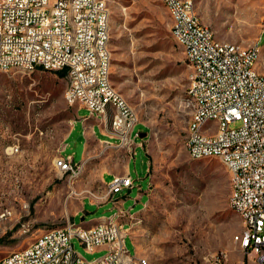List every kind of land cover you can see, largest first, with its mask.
Returning <instances> with one entry per match:
<instances>
[{
  "label": "rangeland",
  "instance_id": "obj_1",
  "mask_svg": "<svg viewBox=\"0 0 264 264\" xmlns=\"http://www.w3.org/2000/svg\"><path fill=\"white\" fill-rule=\"evenodd\" d=\"M203 23L221 43L261 47L258 69L264 72V2L262 0H193ZM111 11L112 85L137 112V131L151 163V193L125 209L138 214L126 245L149 264H209L220 251L229 262L242 258L235 236L244 227L230 206L229 168L218 158L193 159L184 146L190 112L184 105L191 69L184 48L172 33V19L162 0H107ZM68 79L42 69L0 71V258L26 247L44 230L68 221L84 227L117 212L111 201L86 206L93 194L110 198L102 167L93 151L82 172L70 181L55 167L75 116L66 100ZM90 113L78 110L80 116ZM78 127L80 123H77ZM140 139V135L138 137ZM67 152L81 151L78 132L71 133ZM16 151V152H15ZM64 156L68 153H62ZM79 157V156H78ZM77 157V158H78ZM133 165L136 186L148 189L146 155L137 150ZM147 163V162H146ZM123 194L118 195L122 197ZM126 195V192L125 194ZM70 219V220H69ZM30 226L31 230L24 232ZM76 252L94 260L106 251H87L78 238Z\"/></svg>",
  "mask_w": 264,
  "mask_h": 264
},
{
  "label": "built area",
  "instance_id": "obj_2",
  "mask_svg": "<svg viewBox=\"0 0 264 264\" xmlns=\"http://www.w3.org/2000/svg\"><path fill=\"white\" fill-rule=\"evenodd\" d=\"M172 19V33L184 48L191 69L187 92L196 96L190 112L184 146L191 158H218L230 171L232 207L246 210L250 230L243 233L244 246L238 264H264V72L258 69L261 47L238 48L220 46L211 27L203 23L193 0H162ZM264 2V0H262ZM107 0H0V70L42 69L65 72L72 104L76 97L92 102V115L103 118L101 95L120 99L121 112L114 113L111 132L118 146L136 154L135 133L139 116L128 109V100L119 91L110 90L112 63L110 21H105ZM72 10V17H65ZM32 18V25H25ZM37 25H44L48 37L37 35ZM53 30H65L64 39L53 38ZM109 36L106 49H98V40ZM110 110V109H109ZM59 156H63L60 152ZM55 167L70 181L74 169L84 165L64 156ZM110 200L117 212L110 217L111 226L96 224L91 232L81 226L44 230L26 247L0 258V264H65L67 255L76 252L73 240L78 238L87 251L103 248L105 254L87 264H148V258L131 254L126 238L131 232L120 224L125 214L116 195L134 186L129 175H115L110 183ZM70 220V219H69ZM31 227L25 228V233ZM98 236L97 248H87L86 238ZM43 242H51V250L43 251ZM124 246L122 256H113V248ZM229 252H218L209 264H228Z\"/></svg>",
  "mask_w": 264,
  "mask_h": 264
},
{
  "label": "crops",
  "instance_id": "obj_3",
  "mask_svg": "<svg viewBox=\"0 0 264 264\" xmlns=\"http://www.w3.org/2000/svg\"><path fill=\"white\" fill-rule=\"evenodd\" d=\"M75 118L72 122V127L68 133V135L65 138L63 147L61 148V154L62 153H68L66 156L72 157V159L80 163L85 160L86 154L89 151H93L94 157H99L100 160V166L102 167V179L101 183L103 186L108 187L109 192V183L112 180V178L115 175H129L134 180V186L132 188H126L124 189L120 194H123L122 197H118V195L115 196V198H118L120 201V205L125 211V214L120 215V224H124V227L129 229L131 234L133 232V229L135 228V225L137 223L138 214L145 210L147 208V204L149 202L150 193H151V163L150 158L148 156V151L145 149L143 145V137H144V131H137V125H141L145 127L143 123H138L135 127V133H140V139H136V154L137 150L142 149L143 153L146 155V159H143V163L148 164V168L146 170L147 177L149 178V184L148 189L145 191L142 186H136V183L138 182L137 179H135L134 176V170L137 173V166L133 165V160L135 159V155H131L128 153V151L125 148H122L118 146V139L112 134L111 132V121L113 117L114 108L110 107L107 115H104L103 118L99 116L92 115L91 113H87L86 115L80 116L78 114V110L81 108H85L84 106L80 104H75ZM87 109V108H86ZM77 123H80L81 127L77 126ZM78 132L79 134V143L81 145V151L80 154L76 152H67L68 151V145L66 144L69 136L71 133ZM16 152V151H15ZM63 155V154H62ZM79 156V157H78ZM64 157V155H63ZM78 157V158H77ZM147 162V163H146ZM137 190V195L135 198V201L138 202L144 194L148 196V202L144 204L143 209L135 214H132L130 209H125L124 203L125 199H129L130 196L133 194V192ZM126 192V195H124ZM110 195V194H109ZM93 196L96 197V199H92L90 196H86L83 203V208L78 212L77 216L81 215L83 212L84 214H88L89 211L86 209V206L89 205L90 207H97L100 208L102 206L107 205L111 202L109 198H107L104 203H100L102 201V197H99L97 194H93ZM114 206V204H113ZM115 208V206H114ZM113 216V215H112ZM111 216V217H112ZM109 218L102 217L91 223L87 227H92L96 224L100 223H107L109 221ZM132 237V235H130ZM133 239V237H132ZM103 250V248H100Z\"/></svg>",
  "mask_w": 264,
  "mask_h": 264
},
{
  "label": "bare ground",
  "instance_id": "obj_4",
  "mask_svg": "<svg viewBox=\"0 0 264 264\" xmlns=\"http://www.w3.org/2000/svg\"><path fill=\"white\" fill-rule=\"evenodd\" d=\"M96 4H103V0H96ZM110 16H111L110 9H105L104 12L105 21H110ZM65 17H72V10H65ZM25 25H32V18H25ZM37 35L39 37H48V30H46V27L44 25H37ZM64 37H65V30H53V38L64 39ZM219 43L220 46L235 45V44H227L221 42ZM106 44H109V36H102L101 40H98V49H106ZM237 47L243 48L239 45H237ZM111 67H112V63H110V74H111ZM18 69L25 70V67H18ZM0 71H6V70H0ZM110 90L116 91L112 83H110ZM119 96L123 100H126L120 93ZM66 100L70 105L72 104L71 89L67 90ZM75 104H80L87 109H92V102L90 100H84V97H76L74 101V105ZM186 105L187 107L196 106V96L193 95L192 92H187ZM110 107L114 108V112H121L120 99H117L115 95H101V111H105V115H107ZM128 109H130L131 112H136L130 106L129 103H128ZM111 124H114V113ZM204 158H206V156H193V159H204ZM57 163H64V157L58 156ZM83 167L84 165H78L77 169H74V178H76L82 172ZM109 194L111 195L110 186H109ZM229 201H230V205H232L231 193H230ZM232 208L240 215L243 222V227H244L243 231L239 235L235 236V241L239 244L240 251L242 252V248L244 246L243 233H248V231L250 230L249 215H247L246 210H243L241 207H232ZM100 224H103V226H111V219H109L107 223H100ZM78 226H81V229H84V232H91L92 228L94 227V226L84 227L82 225L75 224L74 220L69 221V228H76ZM97 246H98V236H90L86 238L87 248H97ZM50 250H51V242H43V251H50ZM123 254H124V246H117V248H113V256H122ZM76 263L87 264L88 261L85 260V258H83L80 254H76ZM65 264H74V255H67V258H65ZM95 264H102V262H95ZM228 264H238V263H231L228 260Z\"/></svg>",
  "mask_w": 264,
  "mask_h": 264
},
{
  "label": "trees",
  "instance_id": "obj_5",
  "mask_svg": "<svg viewBox=\"0 0 264 264\" xmlns=\"http://www.w3.org/2000/svg\"><path fill=\"white\" fill-rule=\"evenodd\" d=\"M60 74L63 75V76H65V72L64 71L60 72Z\"/></svg>",
  "mask_w": 264,
  "mask_h": 264
}]
</instances>
